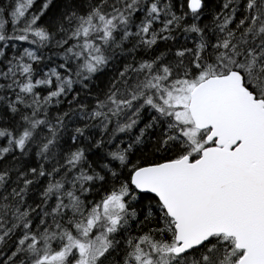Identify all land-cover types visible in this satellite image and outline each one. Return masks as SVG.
<instances>
[{"label":"snow or ice","instance_id":"1","mask_svg":"<svg viewBox=\"0 0 264 264\" xmlns=\"http://www.w3.org/2000/svg\"><path fill=\"white\" fill-rule=\"evenodd\" d=\"M0 264H264V0H0Z\"/></svg>","mask_w":264,"mask_h":264}]
</instances>
